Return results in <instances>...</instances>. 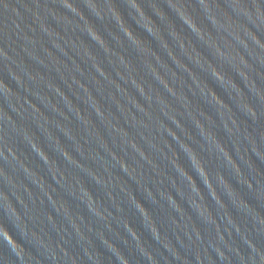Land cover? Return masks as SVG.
<instances>
[{"label":"water","instance_id":"obj_1","mask_svg":"<svg viewBox=\"0 0 264 264\" xmlns=\"http://www.w3.org/2000/svg\"><path fill=\"white\" fill-rule=\"evenodd\" d=\"M0 264H264V0H0Z\"/></svg>","mask_w":264,"mask_h":264}]
</instances>
